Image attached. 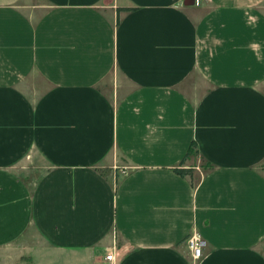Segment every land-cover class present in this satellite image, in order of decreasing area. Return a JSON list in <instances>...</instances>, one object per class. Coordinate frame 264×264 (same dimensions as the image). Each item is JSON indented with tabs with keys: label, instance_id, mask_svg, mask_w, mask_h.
Here are the masks:
<instances>
[{
	"label": "crops",
	"instance_id": "crops-1",
	"mask_svg": "<svg viewBox=\"0 0 264 264\" xmlns=\"http://www.w3.org/2000/svg\"><path fill=\"white\" fill-rule=\"evenodd\" d=\"M193 141L194 185L174 170ZM263 163L264 0H0V246L21 262L264 264Z\"/></svg>",
	"mask_w": 264,
	"mask_h": 264
},
{
	"label": "built area",
	"instance_id": "built-area-1",
	"mask_svg": "<svg viewBox=\"0 0 264 264\" xmlns=\"http://www.w3.org/2000/svg\"><path fill=\"white\" fill-rule=\"evenodd\" d=\"M186 243L189 248L192 259H199L202 255L203 248L205 245L202 236L199 233L193 231L187 235ZM115 250L116 249L110 251L104 256V260L109 262V264H115L116 261Z\"/></svg>",
	"mask_w": 264,
	"mask_h": 264
},
{
	"label": "rangeland",
	"instance_id": "rangeland-1",
	"mask_svg": "<svg viewBox=\"0 0 264 264\" xmlns=\"http://www.w3.org/2000/svg\"><path fill=\"white\" fill-rule=\"evenodd\" d=\"M264 172V163L259 167ZM19 249L10 246H0V264H27L20 260ZM31 264H34L31 262Z\"/></svg>",
	"mask_w": 264,
	"mask_h": 264
},
{
	"label": "trees",
	"instance_id": "trees-1",
	"mask_svg": "<svg viewBox=\"0 0 264 264\" xmlns=\"http://www.w3.org/2000/svg\"><path fill=\"white\" fill-rule=\"evenodd\" d=\"M197 146L195 144V142H191L186 155L183 157V159L181 160V162L174 168L175 172H177L178 174L182 175V176H189L191 178V183L194 185L197 181L196 179L193 178V168L192 167H183V163L185 161V159L190 156V155H194L197 154ZM208 167L211 165H207Z\"/></svg>",
	"mask_w": 264,
	"mask_h": 264
}]
</instances>
